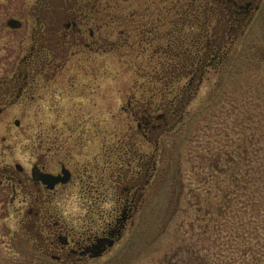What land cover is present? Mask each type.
<instances>
[{
	"label": "rangeland",
	"instance_id": "1",
	"mask_svg": "<svg viewBox=\"0 0 264 264\" xmlns=\"http://www.w3.org/2000/svg\"><path fill=\"white\" fill-rule=\"evenodd\" d=\"M41 1L11 0V17L22 18L27 26L0 32V77L11 73L30 45L31 25L39 16ZM80 1L75 0L78 13L103 20V9L95 12L92 5ZM92 2L103 4V0ZM131 4L121 5L118 12L128 14L131 9L144 8L146 3L134 0ZM20 6L23 12H19ZM7 16L0 12V22ZM146 20L138 22L142 25ZM99 24L100 20L95 50L73 48L85 53L71 55L69 64L74 68L66 74L76 87L71 99L61 104L49 102L43 108L48 113L66 107L64 112L72 113L73 119L66 116L58 120L47 113L40 119H27L23 125L29 141H22L8 160L30 161L27 144L42 133L69 152L68 159L75 163L93 160L103 145V196L107 198L103 199V210H112L116 202L114 181L109 177L120 167L125 170L132 154L127 147L139 153L154 148L132 115L133 109L142 112L149 103L155 114H172L167 117L169 131L159 141L156 176L144 210L137 217L132 236H126L104 259L81 264H264V68L259 52L260 23L254 22L244 35H239L219 68L208 69L197 90H191L186 106H182L187 99L183 97L172 110L166 108L172 99L171 90L175 95L185 94L183 85L188 79L183 77L163 88L167 76L161 72L179 62V56L171 57L157 49L158 45L166 46V38L145 45V52L143 45L135 44V32L127 39L120 35L121 24L107 28ZM82 87L84 94L78 89ZM65 89L68 87L61 90ZM68 126L78 130L71 131ZM0 134L5 133L2 130ZM242 148L247 160L242 166H229L232 156ZM5 157L2 153L0 160ZM117 161L123 163L116 165ZM232 170L240 177L230 175ZM76 194L64 191L56 199H46L44 207L51 209L54 220L79 229L83 224L77 220L86 218L89 204L94 202L80 200ZM15 207L8 205V198L5 203L0 199V264H74L52 259L45 244L37 240L38 235L21 224L22 216L16 215ZM47 233L48 229L44 231Z\"/></svg>",
	"mask_w": 264,
	"mask_h": 264
},
{
	"label": "flooded vegetation",
	"instance_id": "2",
	"mask_svg": "<svg viewBox=\"0 0 264 264\" xmlns=\"http://www.w3.org/2000/svg\"><path fill=\"white\" fill-rule=\"evenodd\" d=\"M76 2H38L39 16H36L35 24L31 25L30 45L11 73L0 77V127L8 121L7 127L0 129V132L3 130L5 133L0 134V147L3 149L2 152L0 148V156L2 153L6 155L0 160V199L5 203L8 198L10 207H15L18 202L15 210L18 217L22 216L21 224L38 235L37 240L45 244L48 252L46 253L51 254L52 259L81 264L104 259L126 236L133 235L137 217L144 210L145 201L149 196L147 192L156 176L157 148L163 133L169 131L170 121L167 117L172 113L155 114V109L149 103L142 112L133 109L132 115L138 122V129L148 143L153 142L154 148L149 153H139L135 148L127 147L132 154L127 166H124L125 170L120 167L119 170L111 172L109 177L114 181L115 191L113 200L116 204L112 210H103V199H107L103 196V145L93 160L76 163L71 161L72 164L69 156L67 157L69 152H64L63 147L47 140L42 133L37 134L30 145L27 144L31 151L30 161L8 160L22 141H29L23 122L27 119H40L42 115H46L47 112H43V108L49 105V102L58 101L61 104V101L71 99L76 89L72 78L66 75L74 68V65L69 64L71 55L85 53L73 48L85 47L86 51L95 50L97 25L100 20L99 26L103 28V20L101 17L92 19L85 12L78 13L79 9H75ZM80 2L88 7L92 5L95 12H102V3L99 6L95 2ZM92 7L90 6L91 10ZM212 9L217 25L213 20L211 32L206 40L207 48L201 49V52H211V58L207 65L202 64L203 62L191 66L184 65L186 71L188 68L190 70L184 75L188 79V83L183 85L187 99L183 101L185 103L182 106H186L191 90H197L208 69L219 68L229 56L239 35H244L254 22H259L262 27L259 52L264 68V0H212ZM10 10L11 0H0V12L4 16L8 14L0 22V32L22 30L27 26V22L22 18L11 17ZM19 12H23L21 6ZM56 84L59 86L53 88ZM67 87V90H61ZM78 89L85 93V87ZM63 91H66L67 96H63ZM131 103L132 101L129 102L130 106ZM50 110L46 115L48 117L60 120L67 116L73 119L72 113L66 115L60 108L55 109L56 111ZM68 129L78 130L73 126H68ZM154 135L158 139H153ZM232 157L229 161L231 167L235 164V156ZM121 163L123 162L117 161L116 165ZM231 173L233 175V170ZM64 191L67 195L77 192L80 200L94 202L89 204L86 218L77 220L83 224L79 229L69 228L61 221L54 220L51 209L44 207L46 199H56L57 196H62ZM46 229L48 233L45 235ZM40 253L44 255V249Z\"/></svg>",
	"mask_w": 264,
	"mask_h": 264
},
{
	"label": "trees",
	"instance_id": "3",
	"mask_svg": "<svg viewBox=\"0 0 264 264\" xmlns=\"http://www.w3.org/2000/svg\"><path fill=\"white\" fill-rule=\"evenodd\" d=\"M86 1L94 3L92 2L94 0ZM132 1L134 0H103V27L121 24L123 30L121 29L120 35L127 36V39L135 32L138 39L135 44L143 45L142 51L145 52L148 50V46L166 38V46L158 45L157 49L160 52L169 53L171 57L179 56V62L161 72L167 76L163 88L180 81L189 72L190 68L186 71L185 64L191 66V64L202 62L204 65L209 63L211 52H201V49L207 48L206 40L215 19L212 0H144L146 3L144 8L131 9L128 14L118 12L121 5H132ZM142 3L140 2V4ZM144 18L147 19L146 23L140 25L138 21L142 20L143 22ZM166 26H169L166 31L160 30ZM168 71L170 72L168 73ZM170 93H173L172 99L169 100L166 108L172 110L175 104L182 102L185 94L175 95L173 90ZM236 154L234 157L235 164L237 163L236 167L242 166L247 160L244 157V148L239 149ZM233 175H236L237 178L240 177L237 172L236 174L233 172Z\"/></svg>",
	"mask_w": 264,
	"mask_h": 264
}]
</instances>
